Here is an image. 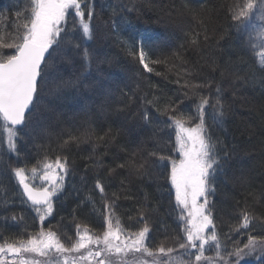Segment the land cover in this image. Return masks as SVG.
Segmentation results:
<instances>
[{
    "label": "trees",
    "instance_id": "1",
    "mask_svg": "<svg viewBox=\"0 0 264 264\" xmlns=\"http://www.w3.org/2000/svg\"><path fill=\"white\" fill-rule=\"evenodd\" d=\"M244 2L87 0L93 11L90 40L68 15L67 35L61 34L59 47L46 59L39 99L17 127L15 150L8 149L6 137L0 141V244L27 240L43 229L71 246L78 239L77 225L102 235L105 217L112 215L129 232L147 225L145 243L153 251L163 244L175 249L173 257L194 261L196 250L190 256L178 247L185 243V212L169 179L170 160L160 157H177L169 116L182 113L193 117L189 126L198 123L199 98L214 104L219 87L222 123L217 126L206 112L205 125L219 157L207 211L221 247L217 257L215 245H206L204 255L211 259L200 264H237L229 253L242 248L249 234L264 237V69L232 19L234 8ZM31 8V0H0V45L20 42ZM84 11L87 19L88 8ZM141 48L151 72L131 54ZM14 51L0 47V56ZM185 82L201 87L193 90ZM57 156L67 158L64 188L53 200L51 215L41 221L14 169L30 170ZM140 164L144 167L137 172ZM243 208L254 220L236 231ZM239 264H264V254L258 249Z\"/></svg>",
    "mask_w": 264,
    "mask_h": 264
},
{
    "label": "snow or ice",
    "instance_id": "2",
    "mask_svg": "<svg viewBox=\"0 0 264 264\" xmlns=\"http://www.w3.org/2000/svg\"><path fill=\"white\" fill-rule=\"evenodd\" d=\"M31 4L30 23L24 24L25 31L18 38L20 42L0 45L5 49L15 50L12 55L0 56V141L6 137L10 151L15 150L17 126L26 123L41 94L42 82L45 81L46 76V54L51 56L50 50L59 47L61 43V34L67 35V16L72 15L76 18L74 28L81 32L82 38L89 40L92 38L93 11L89 8L87 0H31ZM85 8H88L87 19H85ZM257 12L261 15L259 23L254 24L253 20ZM232 19L236 22L237 32L247 34V46L258 66L264 69V0L259 2L245 0L242 5L234 8ZM76 47L79 48V45ZM131 54L138 57L145 70L152 71L146 62L147 57L143 48L138 53ZM84 58L90 64L87 49L84 51ZM185 86L193 90L201 87L188 85L187 82ZM216 91L217 98L214 104H210L209 97L199 98L195 106V119L198 123L189 126L193 117H184L182 113L169 116V127L175 131L176 151L180 159L160 157L161 161L170 160L169 179L175 189V199L178 205L182 206V211L187 213L186 216L181 217L185 221V243H180L178 247L190 256L192 255L190 250H196L194 261L173 257L175 249L165 248L163 244L153 251L145 243L149 232L147 225L137 232H129L123 228L118 218L114 220L112 215H108L105 217L106 229L102 235L92 234L86 226L81 230V226L77 225L78 239L71 242V246H66L55 231L43 229L36 235H30L27 240L19 239L12 243L5 241L0 244V264H84L86 261L89 264L91 261H95V264H200L201 261L211 259L204 255L205 246L209 244L215 245L219 257L220 239L214 230L211 215L207 211V197L209 192L213 191L210 179L219 166V157L216 154V144L212 142L205 125L206 106L212 107L213 122L217 126L222 123L224 106L219 98L221 89L217 87ZM148 103L152 102L148 101ZM164 111L169 112V108L165 107ZM171 111L177 110L173 108ZM143 118L148 119L146 112ZM70 139L77 138L70 137ZM143 167V164L136 166V171L139 172ZM66 173L67 158L59 156L54 160L45 157L30 170L14 169L23 193L41 221L51 215L52 198L62 189ZM33 181H36L38 186ZM96 187L101 193L104 192L99 181L96 182ZM105 208H110V205L105 204ZM239 215L241 223L236 231L248 229L254 217L247 208L241 209ZM210 226L213 230L209 234ZM258 249L264 254V237L258 238L249 234L247 243L242 248L235 247L234 252L229 255L235 256L239 264V260L254 255ZM81 250H84V254L72 255L81 253ZM137 253L153 259L151 262L137 259L135 258ZM28 254H34L38 258ZM129 254L133 255L132 260L126 259ZM9 255L12 257L10 261L6 259ZM162 257L166 259H161Z\"/></svg>",
    "mask_w": 264,
    "mask_h": 264
},
{
    "label": "rangeland",
    "instance_id": "3",
    "mask_svg": "<svg viewBox=\"0 0 264 264\" xmlns=\"http://www.w3.org/2000/svg\"><path fill=\"white\" fill-rule=\"evenodd\" d=\"M260 15H261V13L260 12H257L256 13V17L254 18V20H253V23L254 24H256V23H259V18H260ZM259 51V50H258ZM212 108L210 109V108H208V107H206V112H209L211 115H212ZM222 127V126H221ZM176 160H179L180 159V156H179V153L177 152V157L175 158ZM29 176L31 175L30 174V172H28L27 173ZM64 180H65V176H64ZM33 183H37L36 181H33ZM37 186H38V183H37ZM63 188H64V183H63V187H62V189L59 191V192H57L54 196H53V200H54V198H56V197H58L59 195H61V193H62V191H63ZM53 200H52V205H53ZM201 202H203V198H201ZM181 208H182V206H181ZM185 212V216L187 215V213H186V211H184ZM83 229V228H82ZM81 229V230H82ZM213 229H212V227L210 226V228H209V230H208V232H209V234L211 233V231H212ZM95 235V234H94ZM93 247H95V246H93ZM81 254H84V250H81V253H78V255H81ZM28 255H32L33 256V258H38V257H35V255L34 254H28ZM145 257L148 259V261L150 262V258H148L146 255H145ZM134 257H133V255L132 254H129L127 257H126V259H128V260H132ZM135 258H137V259H141L140 258V255L139 256H136L135 255ZM8 261H10L11 259H12V257H11V255H9L7 258H6ZM39 259H41V260H43L44 258H39ZM84 264H89V262H84ZM90 264H95V261H91L90 262Z\"/></svg>",
    "mask_w": 264,
    "mask_h": 264
},
{
    "label": "water",
    "instance_id": "4",
    "mask_svg": "<svg viewBox=\"0 0 264 264\" xmlns=\"http://www.w3.org/2000/svg\"><path fill=\"white\" fill-rule=\"evenodd\" d=\"M51 51V50H50ZM49 56L46 54V59L48 58ZM17 127H21V126H17ZM20 187H21V191H22V193H23V188H22V186L20 185ZM23 195H24V197L26 198V200H27V196L23 193ZM28 201V200H27ZM29 202V204L31 205V202L30 201H28Z\"/></svg>",
    "mask_w": 264,
    "mask_h": 264
}]
</instances>
